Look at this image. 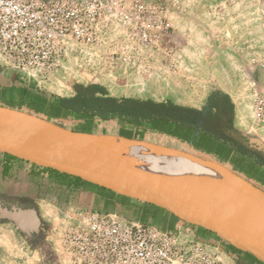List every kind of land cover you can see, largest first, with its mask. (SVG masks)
<instances>
[{"label":"built area","instance_id":"obj_1","mask_svg":"<svg viewBox=\"0 0 264 264\" xmlns=\"http://www.w3.org/2000/svg\"><path fill=\"white\" fill-rule=\"evenodd\" d=\"M181 1L0 0V62L45 82L63 63L74 62L92 78L119 65L176 72L180 45L169 16ZM232 2L214 0L208 10L218 19ZM258 5L264 33V0ZM253 68L264 76V47ZM235 92L240 104L250 105V133L264 141V81L247 77ZM65 218V264H235L224 244L200 237L189 224L186 230H165L112 210H81Z\"/></svg>","mask_w":264,"mask_h":264},{"label":"crops","instance_id":"obj_2","mask_svg":"<svg viewBox=\"0 0 264 264\" xmlns=\"http://www.w3.org/2000/svg\"><path fill=\"white\" fill-rule=\"evenodd\" d=\"M213 4L214 0H182L178 9L169 16L175 39L180 45L179 77L169 73L149 75V70L142 66L133 68L121 65L94 73L96 81L92 82L104 86L108 95L151 100L160 104V107L152 109L161 108V112L153 111L143 119H73L72 122L82 127L76 131L120 136L184 151L190 149L230 165L248 177L253 184L259 185L256 186L264 187V169L235 150L229 141L209 132L204 126L205 112L201 111L212 92L227 94L234 108L233 127L251 142L258 144L249 131L246 107L240 104L235 92L241 80L247 77L264 81L261 70L253 68V61L261 55L264 47L258 0H233L218 19L208 10ZM197 42L208 52L200 54L194 47ZM220 61L223 64H217ZM4 74V71H0V79ZM23 88L25 87L0 81V104L12 107L4 104V96ZM73 94L74 88L71 85L69 93L64 96ZM238 165L243 166V169ZM248 170H252L255 176ZM2 192L33 198L41 218L45 220H49L48 216H53V207L59 209V202L71 205L70 200L75 194L81 196L92 192L101 195L95 187L76 185L66 177L0 153V193ZM131 202L118 200L115 203L124 206L131 205ZM107 210L118 212L120 209L110 207ZM172 221V228L180 223L174 219ZM204 237L208 239L209 235L204 233ZM210 240L213 239L210 237Z\"/></svg>","mask_w":264,"mask_h":264},{"label":"water","instance_id":"obj_3","mask_svg":"<svg viewBox=\"0 0 264 264\" xmlns=\"http://www.w3.org/2000/svg\"><path fill=\"white\" fill-rule=\"evenodd\" d=\"M84 76L92 82L91 75ZM252 135L259 145H264L263 140ZM117 138L158 147L178 158L204 161L184 150L120 136L72 130L42 115L0 104L1 154L80 178L131 201L159 207L181 222L211 232L226 244L264 264V212L257 210L250 198L222 185L138 168L135 161L128 162L118 155ZM0 220L12 222L29 240L33 232H39L41 225L36 209L8 208L1 204ZM43 247L47 249V245ZM53 260V264H59L55 257Z\"/></svg>","mask_w":264,"mask_h":264},{"label":"trees","instance_id":"obj_4","mask_svg":"<svg viewBox=\"0 0 264 264\" xmlns=\"http://www.w3.org/2000/svg\"><path fill=\"white\" fill-rule=\"evenodd\" d=\"M73 88V95L53 97L38 90L30 92L25 87L21 90L15 91L13 94L4 96V101L10 102L11 104H9V106L21 110L29 109L32 113L54 120L58 118H72L75 120L99 119L101 121H110L115 119L126 120L129 118L143 119L148 117L153 111L161 112V108L157 110L155 108L152 109L153 107H160V104H155L151 100L144 101L134 98H117L110 96L108 95L106 88L99 83L77 82L74 84ZM201 111L205 112L204 115L206 122L204 123V126L207 130H209V132L213 133V135L217 138L229 141L235 150L250 159L255 165H257V167L264 169V146L251 142L249 138L238 133V131H236L233 127L232 122L234 108L233 103L227 94L220 91L212 92L208 96L206 105H204ZM4 155L11 159H17L8 154ZM238 167L243 169V166L241 165H238ZM42 169L50 171L58 176L66 177L70 179L71 183H75L76 185L95 187L107 201L117 202L119 200L121 202H131L129 198L87 183L80 178L61 174L52 169ZM248 171L255 176L252 170ZM106 194L109 196H106ZM0 203H3L2 205L8 208L15 205L20 208H34L38 211V206L34 199L28 196H9L6 194H0ZM137 208L139 212V219L142 221H151L154 223L155 220H153V217L157 216L159 213L180 221L172 214L151 204L140 203V207ZM172 219H169V221L162 225V228L168 229L172 227L174 223ZM1 222H5V220H0V223ZM41 222H43V228L45 230L32 235L29 240L31 247L39 250H43L42 247L46 243L47 228L49 227L48 222L44 220H41ZM200 230L203 231V233H211L202 228H200ZM228 246L234 252H241L230 245ZM246 254L258 264H263L250 254Z\"/></svg>","mask_w":264,"mask_h":264},{"label":"rangeland","instance_id":"obj_5","mask_svg":"<svg viewBox=\"0 0 264 264\" xmlns=\"http://www.w3.org/2000/svg\"><path fill=\"white\" fill-rule=\"evenodd\" d=\"M199 41V40H198ZM194 47L197 48L199 53H206L208 50H205V47L199 44L197 42V45H194ZM189 53V51H187ZM204 64H207L205 62H202ZM217 64H223V62H219ZM149 70V75H165L157 71L155 67L147 68ZM180 69L176 72H172L169 74L177 75L180 72ZM0 71H4V76L0 79L1 82L7 83V84H14L16 87H26L30 92H34L35 90L42 91L47 93L49 96L53 97H61L64 95H67L71 89V83H90V81L87 80L86 77L80 72V63H63V68L58 70L57 73H55L49 81L45 82L39 77H27L24 76L18 72L8 70L3 65L0 64ZM179 77V75H177ZM202 78H199V81ZM197 80V79H196ZM231 80V79H229ZM92 81H96L95 78H92ZM242 81V80H241ZM92 83V82H91ZM95 83V82H93ZM4 104H11L10 102L4 101ZM26 111H29V109H24ZM30 112V111H29ZM246 114L248 117L251 115V108L248 104L246 107ZM47 118V117H46ZM60 125L66 126L68 128H72L73 130H77L82 128L78 124L72 122V118H65L63 120L59 119H51ZM187 152L193 153L203 159L204 161L213 162L219 165H222L224 168H229L231 171L237 173L238 175L244 177L246 180L250 181L248 177H246L243 174H240L237 172L234 168H232L230 165L217 161L213 158H210L206 155H203L201 153L192 151L190 149L186 150ZM137 156L143 158L144 160H147L149 155H162V154H153V153H138ZM252 183V181H250ZM255 184V183H254ZM258 185V184H256ZM263 190L264 187L260 186ZM78 200V202H77ZM71 205L74 207H71V205L61 203L59 202V205H57V208L59 206V209L53 207V216H48L49 220L44 221L49 223V227L47 228V237H46V243L44 245H47V249L42 247L43 250L34 249L31 247V244L29 242V239L27 236L20 232L19 229L10 221H5L0 223V264H53V257H55L58 260L59 264L65 263L64 255L60 246L63 231L65 228V225L68 223V220L65 218L66 215H73L77 213L78 211H97L102 212L106 211L107 209H120L118 210V213L122 214L124 217L128 219H139V212L138 208L140 207V202L132 201V203L135 204H126L124 206L116 205L114 201H107L104 196L100 194H93L90 192L87 195H74L72 197ZM77 202V203H76ZM115 207V208H114ZM164 217L163 214H158L157 218L162 219ZM154 220V219H153ZM158 222L154 221L155 225H158L162 227L160 224H157ZM160 223V222H159ZM165 229V228H163ZM186 230L189 229V225L187 223H182L180 221L179 225L176 227H170L165 230ZM45 230V229H44ZM193 230V229H192ZM197 234L202 237H204V233L201 232L200 228L197 229ZM185 234H188L186 232ZM209 235V238L207 240L213 239L217 243H222L225 245V247L231 251V262L235 264H257L251 257H249L244 252H234L230 249L228 244H226L224 241H222L220 238H218L216 235L212 233H206ZM212 241V240H211ZM43 245V246H44Z\"/></svg>","mask_w":264,"mask_h":264},{"label":"bare ground","instance_id":"obj_6","mask_svg":"<svg viewBox=\"0 0 264 264\" xmlns=\"http://www.w3.org/2000/svg\"><path fill=\"white\" fill-rule=\"evenodd\" d=\"M116 151L128 162L135 161L138 168L190 179L198 182L214 183L234 189L245 198H250L257 206V210L264 212V190L244 177L231 171L228 167L209 161H190L167 154L161 148L150 145L131 143L125 139L117 138ZM153 153L162 155H149L147 160H142L138 153Z\"/></svg>","mask_w":264,"mask_h":264},{"label":"flooded vegetation","instance_id":"obj_7","mask_svg":"<svg viewBox=\"0 0 264 264\" xmlns=\"http://www.w3.org/2000/svg\"><path fill=\"white\" fill-rule=\"evenodd\" d=\"M1 205L3 204V203H0ZM3 206V205H2ZM12 206H15V205H12ZM11 206V207H12ZM6 207V206H5ZM10 208V207H9ZM40 218H41V216H40ZM153 219L156 221V222H158L157 224H160L161 226L162 225H164L167 221H169V217L168 216H164L161 220L160 219H158L157 218V216H154L153 217ZM41 220H43L42 218H41ZM160 222V223H159ZM40 231H44V228H43V222H41V225H40V229H39V232ZM34 234H37V233H35V232H33L32 233V235H34ZM256 262V261H255ZM257 263V262H256ZM258 264V263H257Z\"/></svg>","mask_w":264,"mask_h":264}]
</instances>
